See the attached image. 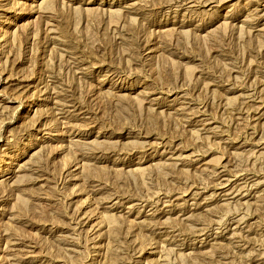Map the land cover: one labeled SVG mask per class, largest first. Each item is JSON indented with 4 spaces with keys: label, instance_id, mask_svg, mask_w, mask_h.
Returning <instances> with one entry per match:
<instances>
[{
    "label": "rangeland",
    "instance_id": "1",
    "mask_svg": "<svg viewBox=\"0 0 264 264\" xmlns=\"http://www.w3.org/2000/svg\"><path fill=\"white\" fill-rule=\"evenodd\" d=\"M0 264H264V0H0Z\"/></svg>",
    "mask_w": 264,
    "mask_h": 264
}]
</instances>
